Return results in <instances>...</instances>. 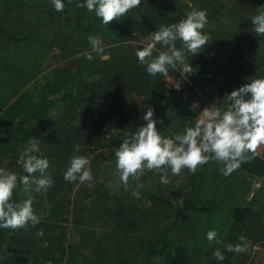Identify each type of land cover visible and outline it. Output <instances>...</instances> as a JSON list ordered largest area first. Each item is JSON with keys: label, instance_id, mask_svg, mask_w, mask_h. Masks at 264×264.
Here are the masks:
<instances>
[{"label": "trees", "instance_id": "trees-1", "mask_svg": "<svg viewBox=\"0 0 264 264\" xmlns=\"http://www.w3.org/2000/svg\"><path fill=\"white\" fill-rule=\"evenodd\" d=\"M64 2L66 8L63 12H55L53 6H40L38 14H34L32 6L26 2L21 4L18 0H0V41L4 40L3 47L7 49V40L16 48L17 44H21V49H25L17 54V59L13 58L9 63L0 60V81L18 75L21 69L18 59L27 55L26 48L33 47L31 45L37 42V38L46 37L47 51L59 49L58 55L52 59V65L48 66L47 73L38 78L35 73L31 80L25 79L21 82L23 88L29 83L30 85L23 90L17 89L18 82L11 81L12 96L0 104V167L15 172L18 176L27 175L19 162V156L29 146V141L34 139L39 141V152L33 154L49 160L47 173L53 179V186L47 192H36L35 185H32L30 194L35 213L40 217L38 224H29L27 228L19 230L0 229V264H20L23 248L38 249L42 254L46 253L48 248H39L38 242H42L49 234L55 235L60 224L67 222L70 217L79 227L88 221V226L103 223L112 225L113 230L122 234L132 233L139 223L145 221L148 210L141 206L146 205L153 209L164 206L170 212L167 223L147 236L139 264H264V257L260 255L251 257L249 251L236 254L225 249V245L229 243H240V235L246 237L247 244H262L264 247V201L255 211L249 205L234 210L235 206H230L228 202L230 209L215 227L217 239L221 243H217V246H203L194 240L196 235L188 219L191 205L194 203L196 207L206 211L210 219H214L218 195L225 191V194H232L236 198L235 189L231 186H239L237 182L222 177L218 187L214 189V195L208 197L209 200H195L201 192V182L207 168L213 165L211 162L198 169L195 174L190 173L183 188L175 191L179 193L178 201L171 200L159 191L147 189L143 181L150 172L147 170L138 180L130 178V186L127 189L123 186L125 193H119L120 197L114 201L107 180L103 178L100 182L97 181L101 170L104 175L113 174L119 179L115 152L121 145L125 132L135 133L141 127L140 124L144 121L142 117L148 107L158 112L154 113L157 120L160 112H167V120L162 125L165 137L178 134L188 124L191 116L181 107L184 102L180 100L188 95L183 98L186 104L198 92L209 88L213 67H219V63L227 64L228 67L233 65L232 61L227 58L221 60L220 53L212 54L210 45L193 57L187 54V60L193 68V73L185 82L182 81L187 90L170 89L165 84V77L159 74L155 78L149 76L146 67L138 62L135 52L138 47H142L140 42L146 32L185 19L186 8L184 11L178 8L167 14L148 11L138 23H134L126 15L104 25L94 12L77 7L84 0H73L70 5H67V0ZM244 4L245 0L236 1L230 12L238 13L239 16L244 10ZM9 16L23 17V26L27 29L22 36L12 35L11 29L6 28ZM62 21L70 23L73 28L66 38L60 33ZM54 22L56 27L49 37ZM240 25L242 29L239 31L243 34L241 40L246 47L244 60L232 68L228 84L230 93L249 83L254 76L264 77V64L259 62L264 36L246 32V22H240ZM47 26L48 34L45 30ZM90 35L101 38L105 46V59L96 53H93L91 61L79 55L91 51L88 40ZM70 38L74 39V47L64 52L60 45L66 44ZM180 43L182 42H176L177 48L183 47ZM3 47L0 46V58L4 52ZM223 52L225 55L232 53L228 47L223 48ZM78 55L79 58H76ZM35 65L40 66V60H35ZM171 72L174 71L170 70L169 76ZM174 74L181 80L178 73ZM111 129L115 133H110ZM76 146H79L80 151L75 154L85 156L90 161L88 167L94 177L90 186L88 183L78 182L79 180L67 182L64 179ZM238 170L251 177L264 179V152L253 161L243 163ZM137 183L144 187L138 189ZM76 184L78 187L74 190ZM134 191L139 192L138 198L133 195ZM23 193L17 189L13 196L14 202L23 201ZM38 232L43 235L36 236L39 235ZM85 234V230H80L79 245L82 250H87L86 253L79 250L82 263L108 264L103 261L102 253L97 251L98 246L84 244ZM184 236L186 237L183 238ZM217 248L225 255L224 261L217 260L213 255Z\"/></svg>", "mask_w": 264, "mask_h": 264}, {"label": "clouds", "instance_id": "clouds-1", "mask_svg": "<svg viewBox=\"0 0 264 264\" xmlns=\"http://www.w3.org/2000/svg\"><path fill=\"white\" fill-rule=\"evenodd\" d=\"M72 2L73 0H67V5ZM51 3L55 12H63L66 8L64 0H51ZM140 4L141 0H84L77 7L94 12L104 25H109L125 17ZM185 16L178 23L162 25L158 31L153 32L151 42H140L142 47L137 48L135 55L151 78L158 74L167 78L171 70L179 71L181 80H186L193 73L187 54L192 57L199 54L212 41L211 34L203 31L208 23L206 11L193 9L186 12ZM250 19V31L259 37L264 36V10H258V14ZM88 40L91 51L79 55L91 61L93 53H96L105 59V46L101 38L90 35ZM178 40L182 42V48L176 47ZM158 44L167 46V51H158ZM173 83L176 90H180L181 83ZM226 97V109L217 107L213 102L185 125L183 133L169 137L158 131L154 109L148 107L142 117L146 124L137 128L135 133L125 132L124 139L115 152L116 169L124 187L127 189L130 186V178L138 180L146 170L160 174V182L168 185L171 182L169 170L173 176L180 175L184 169L195 174L204 165L215 161L223 165L220 172L224 176H230L243 163L253 161L259 155L258 149L264 146V77L250 78L249 83L233 90ZM198 107L199 102H195L191 110L196 111ZM159 123L163 124V120ZM38 143V140H30L29 146L20 153L19 162L27 175L18 176L17 173L0 167V229L19 230L40 222L31 194L23 201L13 200L17 189L30 193L31 186L35 185L36 192H47L53 186V179L47 173L49 160L33 154L39 152ZM79 151V146H76L64 179L67 182L79 180L90 186L94 179L92 170L88 167L90 161L85 156L75 154ZM36 173L40 175L37 176ZM143 187V184L137 183L138 189ZM133 195L138 198L139 192L134 191ZM217 237L216 230L207 232L209 242L216 240L221 243ZM238 239L240 243L236 245H225L226 251L247 253L249 249L246 237L240 235ZM213 255L219 261L226 259L219 248Z\"/></svg>", "mask_w": 264, "mask_h": 264}, {"label": "rangeland", "instance_id": "rangeland-1", "mask_svg": "<svg viewBox=\"0 0 264 264\" xmlns=\"http://www.w3.org/2000/svg\"><path fill=\"white\" fill-rule=\"evenodd\" d=\"M18 1L21 4L26 2L32 6L34 10L32 12H35L34 14H38V10L41 8L40 6H53L51 0ZM236 1L238 0H141V4L138 8L127 13V16L133 19L134 23H138V21L142 19L141 17L148 11L162 14L170 13L172 10H176L178 8L183 11L186 8L187 12L193 9L206 11L208 23L203 31L205 33H210L212 36V41L209 42V45L212 46V54L215 55L220 53L221 60L227 58L232 61L233 65H229L227 67V64L224 65L219 63V67H213L212 69L213 73L210 75L211 86L209 88L198 92V94L194 95L189 100V102H186V104L183 98H187L188 95H184L185 97L180 100L181 102H184L181 107L185 108L187 113L191 115L188 119V123L190 120H194L200 111H202L205 107L210 106L213 102L217 107L226 109L228 106L226 95L230 94L228 84L230 75L232 74V68L233 66L239 65L240 62L244 60L243 55L245 53L246 47L245 42L241 40L243 34L242 31H239L242 29L240 22H246V32L251 33L252 31H250V29L252 28V25L249 22V18L257 14L258 10H262V0H245L244 10L241 11L240 15L238 16V13L233 14L230 12L232 5ZM4 2L5 1H2V3ZM22 12H24V8H22ZM22 21L23 17L9 16L7 18L6 28L9 30L11 29L10 31L12 35L17 34V36L20 37L27 29L24 28V21ZM55 27L56 22H54L53 26L51 27L52 31L49 33V37L52 36V32ZM48 28V26L45 28L47 34L49 31ZM72 30L73 28L70 23L66 24L64 21L61 22L60 33H62V36L66 38L67 35L69 36L70 33H72ZM158 30H150L146 32L142 37L144 44L151 42V36L153 32ZM57 31L59 32V28H57ZM46 41V37H39L37 38V42L33 43L35 46L33 44L31 45L33 47L26 46V54L28 56L23 55L18 59L21 66V69L17 73L18 75H15V77L10 78L9 80L6 79L4 81H0V104L5 99H9L12 96L11 93L13 89L11 88V81L18 82L19 84L17 89L23 90L30 85L29 83L25 88H23L21 82H24L25 79L31 80V76L35 73L37 74L35 77L38 78L43 75V73L48 72L47 68L50 64L52 65V59L54 56L58 55L59 49L54 48L51 51H47ZM5 43H7V49L3 47L4 40L0 41V46L4 48L2 50L4 52H2L0 60L7 61L8 63L13 58L17 59V54L22 53L25 50L21 49V44H17L16 48L14 45H12L11 41L5 40ZM73 47V38H70L66 44L60 45V48L63 49L64 52L72 50ZM225 47H228L232 53L225 55L223 52V48ZM157 50L167 51V46L158 44ZM259 58V62L264 64V47ZM35 60H40L41 65H35ZM174 72L178 73L181 77L179 71ZM174 72H171L170 76L165 79L166 86L170 89L175 88V83L173 82L176 81L181 83L180 90L183 89L186 91L187 86L182 82H185V80L178 79ZM195 102H199V107L196 111H192L191 106ZM166 114V111H162L157 117L158 131L162 132L163 124H160L159 121L163 120V123H165L167 120V117H165ZM145 124L146 122L143 121L140 125L143 126ZM184 129L179 131L178 134L183 133ZM110 133L115 132L113 129H111ZM258 152L259 154L264 152V146H261L258 149ZM211 163H213V165L207 168L208 171H206V174L201 182V192L198 194L195 200H209L208 197L214 195V189L218 187L222 177H224L225 180H233L237 182L239 186L237 188L236 185L231 186L232 189H235L234 191L236 193V198H234L232 194H225V191H222V193L218 195V207L215 211L214 219H210L207 215V212L200 207H196L194 203L189 208V225L192 226L194 235H196L194 240L203 246H217L216 240L212 242L208 241L207 232L209 230H216L215 227L219 225L220 219L228 212L231 205L235 206V208H233L234 210L238 207L243 208L246 205H249L250 209L255 211L258 209L261 202L264 201V179L259 177H251L247 174L241 173L239 170H236L230 176H224L220 172V169L223 167V165L220 163H214V161ZM103 172L104 171L102 170L99 171L97 181L100 182V180L103 178L107 180V186L110 188V195L114 201L120 197L119 193L124 190V185L117 177L113 176V174L104 175ZM190 173L191 172H189L187 169H184L180 175L173 176L169 170L168 175L171 182L168 185L162 184L160 182V174L154 172L147 173L146 178L143 181L147 189L151 191H159L161 194H165L171 200L178 201L179 193L175 191L179 188H183ZM78 184L75 185L74 190L77 189ZM256 184L258 186H256ZM31 189L32 186L30 188V192ZM166 190H170L171 192H166ZM122 193H125V191ZM29 194L30 193L24 192L21 196V199H27ZM228 202H230V206L228 205ZM141 208L148 210L146 212V219L137 225L135 231L129 234H122L120 231L113 230L112 225H106L103 223H99L97 226H88L87 221L85 225L79 227L74 224V219L70 217L67 222L60 224L59 228L56 229L55 235L49 234L42 242H38L39 248H48L46 253L42 254L40 250L38 251V249L29 250V248H23L20 256V264H83L79 255V250L85 253L87 250H82L79 245L81 239L80 230L82 229L86 231V234L84 235V244L88 243L90 244L89 246H98L97 251L102 253V259L105 263L139 264L142 258V251L146 246L145 241L147 236L149 237L153 234V232H155V230L167 223V215L170 212V209H166L164 206L153 209L150 208L149 205H146L145 207L141 206ZM38 234L39 235L36 236L43 235L41 232H38ZM185 237L186 236L183 238ZM247 245L251 257L257 255L264 257V247H262V244Z\"/></svg>", "mask_w": 264, "mask_h": 264}, {"label": "built area", "instance_id": "built-area-1", "mask_svg": "<svg viewBox=\"0 0 264 264\" xmlns=\"http://www.w3.org/2000/svg\"><path fill=\"white\" fill-rule=\"evenodd\" d=\"M256 186H258V185L256 184Z\"/></svg>", "mask_w": 264, "mask_h": 264}]
</instances>
